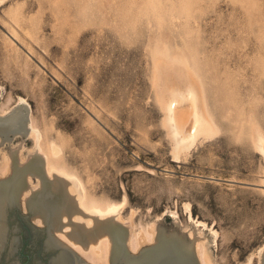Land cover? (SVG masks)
<instances>
[{
  "label": "rangeland",
  "instance_id": "obj_1",
  "mask_svg": "<svg viewBox=\"0 0 264 264\" xmlns=\"http://www.w3.org/2000/svg\"><path fill=\"white\" fill-rule=\"evenodd\" d=\"M263 39L264 0H7L0 6V115L23 97L46 141L61 143L59 163L83 178L92 198L127 195L126 225H155L186 239L212 227L215 264H261L264 158L250 133L252 124L264 129ZM167 48L193 55L223 128L180 158L159 99L168 84L161 76L171 72L172 81L177 67L181 74L172 60L177 67H157L170 59ZM185 72L176 81L191 77ZM34 146L23 132L0 135V180L12 173L14 153L29 162ZM29 208L24 198L9 208L19 242L13 253L2 251L0 264H50L60 251L46 247L48 225Z\"/></svg>",
  "mask_w": 264,
  "mask_h": 264
},
{
  "label": "bare ground",
  "instance_id": "obj_2",
  "mask_svg": "<svg viewBox=\"0 0 264 264\" xmlns=\"http://www.w3.org/2000/svg\"><path fill=\"white\" fill-rule=\"evenodd\" d=\"M6 1L0 0V6ZM11 35L16 38L14 33ZM173 52L169 54L167 48V58L170 59L167 61L162 59L165 62L160 61V64L158 61L157 67L168 64L166 62L172 60L169 64L179 65L181 74L177 73V66L170 64V68L177 67L175 68L177 75L172 72L174 76L170 81L172 77L169 76L168 79V75L171 72L168 74L163 71L168 75L167 77L163 75L164 78L161 76L163 80H167L162 82L165 84L168 82V84L166 87L163 84L165 89L159 99L165 112L164 124L173 141L174 156L180 158V155L188 151L200 137L215 136L223 128L220 129L221 124L215 118V112H212L210 108L206 90L208 85H204L208 80L204 82L203 78H200L193 55L189 56L177 50ZM204 65L207 64L204 63ZM183 68H186L191 75V77L186 75L189 78L184 81L182 80L183 72L185 74L187 72L186 70L182 72ZM262 73L264 74V71ZM181 75L183 78L177 77V81L181 78L180 81L182 80L183 83L181 81V85H178L175 77ZM252 125L251 140L256 152L264 158V129L257 124ZM11 132L31 135L35 140V146L32 150L34 151L33 157L29 162L21 163L18 161L17 154L14 153L13 167L9 169L12 173L0 180V255L8 246L10 253L17 248L19 237L17 235L12 237L13 233L10 232L8 226V213L9 208L16 204L19 198H24L25 202L26 199L28 201L34 219L46 222L48 225L49 235L46 247L60 250L52 257L50 264H94V262L103 264H215L208 242L217 243L219 236L217 229L211 227L208 234L195 229L191 232L189 239L178 233H167L155 225L136 230L132 217L130 218L132 221L126 225L128 220L122 214L127 195L122 201H102L92 198L83 178L59 163L62 153V147L59 145L61 143L58 144L53 139L46 141L44 132L34 120L30 105L23 97H20L18 106L12 112L0 115V135H9ZM6 156L8 166L10 157ZM33 176H36L38 180L35 185L32 182ZM259 186L264 191V177ZM192 220L196 221L197 225L201 223L194 218ZM146 242H151L152 245L140 251L141 245ZM129 249L138 251V254H129ZM259 256L260 263L264 264V245L260 247ZM11 264L18 263L12 262Z\"/></svg>",
  "mask_w": 264,
  "mask_h": 264
}]
</instances>
